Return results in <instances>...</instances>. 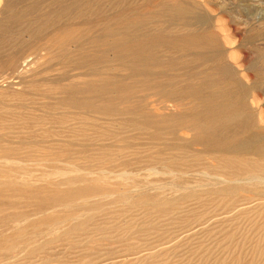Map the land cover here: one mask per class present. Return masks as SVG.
I'll list each match as a JSON object with an SVG mask.
<instances>
[{
    "label": "rangeland",
    "instance_id": "obj_1",
    "mask_svg": "<svg viewBox=\"0 0 264 264\" xmlns=\"http://www.w3.org/2000/svg\"><path fill=\"white\" fill-rule=\"evenodd\" d=\"M0 264H264V0H0Z\"/></svg>",
    "mask_w": 264,
    "mask_h": 264
},
{
    "label": "bare ground",
    "instance_id": "obj_2",
    "mask_svg": "<svg viewBox=\"0 0 264 264\" xmlns=\"http://www.w3.org/2000/svg\"><path fill=\"white\" fill-rule=\"evenodd\" d=\"M188 41V40H187ZM184 42V41H183ZM186 53V52H185ZM215 84V83H212ZM209 91V90H208ZM168 92V91H166ZM197 94V93H196ZM211 94V92H210ZM106 95V94H105ZM204 95V94H203ZM195 97V96H194ZM221 100V99H220ZM214 101V100H213ZM208 104V103H207ZM202 105V104H201ZM203 106V105H202ZM215 109V108H214ZM217 110V109H216ZM191 115V114H190ZM189 126V125H188ZM218 126V125H217ZM221 127V125H220ZM234 129V128H233ZM224 128H218L217 130H210V132L207 134H205V141L208 142L209 141H216L218 144L225 146L228 142L231 143L232 146H239V144H241L242 140L237 136V134L232 133L229 137L226 136V134L224 133ZM227 130V129H226ZM216 131V132H215ZM224 135L225 137L221 136ZM198 136V135H197ZM255 136V135H254ZM204 138V137H203ZM202 142V141H201ZM215 143V142H214ZM213 143V144H214ZM252 144V143H250ZM216 145V144H215ZM242 145V144H241ZM207 146V145H205ZM256 147V146H255ZM254 147V149H255ZM244 150V149H243ZM263 150V149H262ZM224 152V151H223ZM231 152V151H230ZM216 154V153H215Z\"/></svg>",
    "mask_w": 264,
    "mask_h": 264
}]
</instances>
